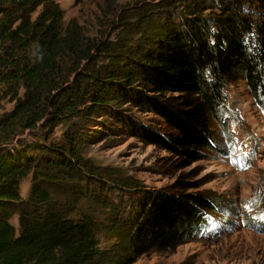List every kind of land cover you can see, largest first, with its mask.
Masks as SVG:
<instances>
[{
	"label": "trees",
	"instance_id": "1",
	"mask_svg": "<svg viewBox=\"0 0 264 264\" xmlns=\"http://www.w3.org/2000/svg\"><path fill=\"white\" fill-rule=\"evenodd\" d=\"M64 13L57 0H0V264H130L151 248L172 251L219 213L217 198L142 191L122 225L115 220L118 247L101 249L98 219L78 202L89 182L123 180L96 167L81 129L110 113L152 137L122 107L149 103L178 132L155 139L194 157L212 144L227 87L260 84L264 0H106L99 17L110 20L97 36L76 18L64 25Z\"/></svg>",
	"mask_w": 264,
	"mask_h": 264
},
{
	"label": "rangeland",
	"instance_id": "2",
	"mask_svg": "<svg viewBox=\"0 0 264 264\" xmlns=\"http://www.w3.org/2000/svg\"><path fill=\"white\" fill-rule=\"evenodd\" d=\"M57 1L65 12L64 25L76 18L90 36L108 27L110 15L99 17L106 0H84L80 5H75L74 0ZM136 1L115 0V4L119 7ZM111 31L109 28L104 37ZM122 107L124 115L131 116L153 136L129 128L126 116L110 113L91 115L81 129L82 134L89 135L85 151L96 167L106 176L123 180L120 184L113 180L97 185L89 182L90 196L78 202L77 209L90 211L98 219L101 249L113 251L118 247L112 231L115 220L122 225L120 220L136 209L133 203L137 204L136 197L142 191L155 194L204 190L217 198L219 213H210L202 230L174 250L151 248L133 255L130 264H264V74L255 90L245 80L227 87L222 120L211 127L212 144L198 148L191 158L155 139L154 133L169 138L178 132L152 105L129 101ZM11 108V103L4 106V110ZM55 134L60 131L55 129ZM31 135L27 131L25 137ZM129 181L131 187L124 185ZM29 188L27 177L21 182L23 197ZM11 222L17 224L16 215ZM124 260H115L114 264Z\"/></svg>",
	"mask_w": 264,
	"mask_h": 264
}]
</instances>
